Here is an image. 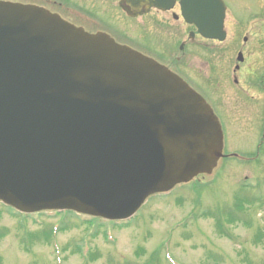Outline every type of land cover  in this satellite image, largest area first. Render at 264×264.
<instances>
[{
	"label": "water",
	"instance_id": "1",
	"mask_svg": "<svg viewBox=\"0 0 264 264\" xmlns=\"http://www.w3.org/2000/svg\"><path fill=\"white\" fill-rule=\"evenodd\" d=\"M175 0H122L137 16ZM224 40L220 0H181ZM210 107L152 60L43 9L0 3V200L24 213L122 220L150 194L210 173L222 150Z\"/></svg>",
	"mask_w": 264,
	"mask_h": 264
},
{
	"label": "rangeland",
	"instance_id": "2",
	"mask_svg": "<svg viewBox=\"0 0 264 264\" xmlns=\"http://www.w3.org/2000/svg\"><path fill=\"white\" fill-rule=\"evenodd\" d=\"M224 1L229 4L226 41L218 44L195 37L186 41L184 57L175 49L172 60L176 59L180 64L176 70L203 95L219 118L223 153L229 161L221 158L211 174L199 176L166 196L149 199L128 226L87 225L85 217L60 218L54 213L26 218L0 204V264H55L47 231L56 224H60L55 239L63 264H264V96L259 82L264 76V0ZM64 2L74 9L73 21L89 29L92 22L97 28L103 24L126 35L132 44H140L135 38L145 33L162 50L171 41L178 46L189 32L184 30L179 37L168 35L177 28L182 31L184 26L174 22V29L164 31L153 26V16L144 17L139 24L144 31H136L135 25L118 17V0ZM109 23L111 27L105 25ZM167 50L161 52L165 62L169 61L164 54ZM238 52L243 54V62L236 59ZM237 65L240 69L233 72ZM245 70L252 75L248 77ZM254 78L257 83L252 88L250 80ZM234 79L241 85H234ZM232 153L236 156L230 161ZM244 157H255V161L243 163ZM236 195L260 200L240 212L246 225L225 226L230 237H222L215 231L214 218L199 215L227 208ZM106 232L108 238H104ZM83 238L87 239L82 242Z\"/></svg>",
	"mask_w": 264,
	"mask_h": 264
},
{
	"label": "trees",
	"instance_id": "3",
	"mask_svg": "<svg viewBox=\"0 0 264 264\" xmlns=\"http://www.w3.org/2000/svg\"><path fill=\"white\" fill-rule=\"evenodd\" d=\"M256 200V199H255ZM237 207H240L241 205H236ZM230 220H232V216H229Z\"/></svg>",
	"mask_w": 264,
	"mask_h": 264
},
{
	"label": "flooded vegetation",
	"instance_id": "4",
	"mask_svg": "<svg viewBox=\"0 0 264 264\" xmlns=\"http://www.w3.org/2000/svg\"><path fill=\"white\" fill-rule=\"evenodd\" d=\"M142 43H143V42H142ZM142 45L145 46L144 43H143ZM150 50H154V49H150Z\"/></svg>",
	"mask_w": 264,
	"mask_h": 264
}]
</instances>
